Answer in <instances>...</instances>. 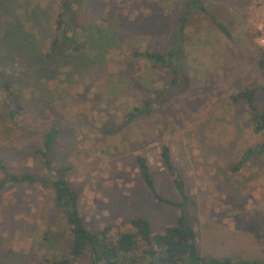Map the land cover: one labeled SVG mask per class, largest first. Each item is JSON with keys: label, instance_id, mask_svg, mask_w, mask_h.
Instances as JSON below:
<instances>
[{"label": "rangeland", "instance_id": "374dc122", "mask_svg": "<svg viewBox=\"0 0 264 264\" xmlns=\"http://www.w3.org/2000/svg\"><path fill=\"white\" fill-rule=\"evenodd\" d=\"M185 1L78 0L74 34L82 48L75 52L69 45L64 58L46 62L36 59L54 36L59 0H6L0 41L9 20L15 19L26 35L32 34L27 42L31 39L38 49L31 57L36 58L35 70L55 72L49 80L32 82L29 75L34 79L36 74L23 71L25 55H18L29 54L30 45L16 52L0 47L1 65L19 63L10 80L26 106L24 120L12 127L2 116L0 94V160L11 173L47 176L33 149L56 124L50 159L78 192L85 226L127 231L132 229L128 219L140 215L157 231L175 223L178 209L152 197L135 156L146 159L157 191L179 200L160 158L165 144L185 183V216L196 230L199 252L264 260V153L251 156L235 172L230 169L247 147L264 141V131L253 132L247 104L230 99L256 87V100L264 108V71L257 65L264 49L259 41L264 0H200L192 7L180 54L186 68L181 82L156 109L123 124L125 112L169 87V70H156L133 52L165 50ZM209 15L228 28V37ZM95 26L102 35L101 64L74 70L66 59L96 54L86 31ZM68 243V227L54 207L48 182L8 184L0 190V264H36L45 253L64 254Z\"/></svg>", "mask_w": 264, "mask_h": 264}, {"label": "trees", "instance_id": "16d2710c", "mask_svg": "<svg viewBox=\"0 0 264 264\" xmlns=\"http://www.w3.org/2000/svg\"><path fill=\"white\" fill-rule=\"evenodd\" d=\"M200 0H186L183 9L177 15L173 23L172 32L168 39V46L163 51L152 50H135L133 53L136 56L144 57L156 69H166L170 71V85L166 89L156 90V95L153 99H145L139 105L133 106L130 110L123 114V124L130 123L139 115L148 114L153 109H156L165 96L169 94L170 88H175L181 82L185 71V63L180 58L184 45L185 26L188 18V13L192 7H198ZM6 0H0V14L6 12ZM78 8V0H59L58 11L53 21L54 36L50 42L47 52H44L40 58H34L36 47L33 49V41L29 39L27 42L23 27L10 19L11 10L9 11V21L5 29L7 35L4 40L0 41V47L13 52L26 50L30 47L29 54L25 55V67L23 71L31 74V71L36 74V78L29 79L32 82H37L41 77L51 79L54 76L55 70L49 67L43 72L41 69L35 70L34 62L46 61L64 58V52L69 45L71 49L78 52L82 48V42L75 37L74 30L76 29L75 13ZM39 11V10H38ZM33 15L36 16L34 13ZM27 16V14H26ZM214 25L219 31L229 36L228 28L220 21H217L212 15H209ZM37 19V17H36ZM36 29H39L40 22L33 21ZM82 30V29H81ZM89 31L88 44L96 50V54L91 56L89 52L85 54L74 55L73 58L66 59L69 61L74 70L82 69L90 64L100 65L102 61V35L101 29L94 27L86 29ZM3 37V36H2ZM37 45V44H36ZM15 54V53H13ZM99 54V56H96ZM2 55V54H1ZM36 59V61H35ZM32 60V61H31ZM75 60L82 61L78 64ZM31 61V62H30ZM33 67H30L32 65ZM9 62L6 66L0 63V94L2 95V116L13 127L15 124H20L24 120L26 106L17 98V88H13V81L10 80L12 74L15 73L14 66L18 65ZM258 67L264 71V49L257 60ZM5 69L8 71L5 72ZM51 71V72H49ZM8 73V74H7ZM185 74V73H184ZM28 76V74H26ZM19 80L17 78H14ZM19 81H15L16 83ZM28 82V81H27ZM256 87L244 88L230 96L231 100L243 101L247 104L250 123L254 133L264 131V108L258 104L256 100ZM42 99V98H41ZM59 129L56 124H51L45 131L41 145L33 149V153L39 158L46 175L39 177L32 173L15 174L7 171L3 162L0 160V190L8 184L27 183L36 184L39 182H48L52 188L53 203L56 210L62 214L64 224L68 227L69 245L64 254L50 256L45 253L40 261L36 264H264V260L255 258H240L232 259L230 257H213L202 255L196 244V230L187 221L185 216V206L187 195L185 191V183L181 174L176 170L170 155V149L167 145H162L160 150L161 161L170 173L173 185L178 192L180 199L172 200L162 196L156 188L154 178L149 170L146 159L141 155L135 156V162L139 171V175L146 187L150 191L152 197L178 209V216L172 225H167L160 230H153L149 220L143 216L137 215L128 219L131 230L112 232L110 225L103 226L96 231L89 230L81 217L78 204V192L74 190L62 173L56 172L50 159V150L54 139L57 136ZM264 153V141L247 147L242 156L235 164L231 166V171H237L242 164L245 163L251 156H262ZM261 224L264 229V219H261ZM49 240L47 236L44 237ZM51 242V241H50Z\"/></svg>", "mask_w": 264, "mask_h": 264}, {"label": "built area", "instance_id": "2783aa9c", "mask_svg": "<svg viewBox=\"0 0 264 264\" xmlns=\"http://www.w3.org/2000/svg\"><path fill=\"white\" fill-rule=\"evenodd\" d=\"M259 41L264 45V36H262Z\"/></svg>", "mask_w": 264, "mask_h": 264}]
</instances>
